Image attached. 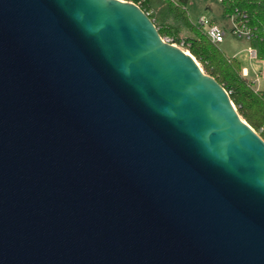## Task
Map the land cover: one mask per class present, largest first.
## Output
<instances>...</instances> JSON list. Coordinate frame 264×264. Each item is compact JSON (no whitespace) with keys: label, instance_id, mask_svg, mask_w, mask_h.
Segmentation results:
<instances>
[{"label":"water","instance_id":"95a60500","mask_svg":"<svg viewBox=\"0 0 264 264\" xmlns=\"http://www.w3.org/2000/svg\"><path fill=\"white\" fill-rule=\"evenodd\" d=\"M0 264H264V139L126 0H0Z\"/></svg>","mask_w":264,"mask_h":264},{"label":"trees","instance_id":"16d2710c","mask_svg":"<svg viewBox=\"0 0 264 264\" xmlns=\"http://www.w3.org/2000/svg\"><path fill=\"white\" fill-rule=\"evenodd\" d=\"M138 4L153 20L162 38L182 42L205 73L214 77L227 91L240 116L264 139V87L255 90L252 82L242 75V63L227 56L218 44L212 43L198 24L188 15L191 0H126ZM222 15L241 21L249 30L247 39L264 69V0H222ZM152 11V12H151ZM172 19L175 23L168 22ZM182 26L191 35L182 38Z\"/></svg>","mask_w":264,"mask_h":264},{"label":"rangeland","instance_id":"374dc122","mask_svg":"<svg viewBox=\"0 0 264 264\" xmlns=\"http://www.w3.org/2000/svg\"><path fill=\"white\" fill-rule=\"evenodd\" d=\"M174 2L173 0H171ZM192 2L188 4V15L193 24H197L199 17L201 15H207V4L211 5L212 8H221V3L218 0H191ZM218 10V9H217ZM220 11V10H219ZM216 14V12H213ZM223 19V17H222ZM168 22L175 23L172 19H168ZM225 26H222L225 29H229V25H231L230 21H227ZM179 29V35L182 38H186L187 36L191 35V31L188 28L182 26ZM249 42L245 38H241L238 36L233 35L230 31H228L227 35H225V40L223 43H220V46L225 49V51L231 55L233 53L236 54V58L242 63L243 66L249 68L248 75H242L247 78L250 82H252L253 88L255 90H262L264 87V72L262 64L257 62L256 58L251 56V52L247 49ZM258 63V64H257ZM204 71V70H203ZM253 71H257L258 74L256 75ZM243 119V118H242Z\"/></svg>","mask_w":264,"mask_h":264},{"label":"built area","instance_id":"2783aa9c","mask_svg":"<svg viewBox=\"0 0 264 264\" xmlns=\"http://www.w3.org/2000/svg\"><path fill=\"white\" fill-rule=\"evenodd\" d=\"M218 1L221 2L222 0H218ZM229 20L231 23L230 32L233 35L241 37V38H245V39L249 38V30L242 24L241 21H235V19L233 17L229 18ZM197 24L202 28V30L205 32V34L207 35V37L210 39V41L212 43L219 45L220 43L224 42L226 32L221 25L214 22L212 19H210L206 15H201L199 17ZM164 40L166 42H169L171 44H175V45L179 46L184 51H186L188 54H190V52H189L188 48L186 47V45L184 44V42H182L180 45H178V44L174 43L171 38H164ZM249 50L251 52L252 57L256 58L255 50H253V49H249ZM198 65H199V63H198ZM263 72H264V69H263ZM243 74H245V72H243ZM245 75H247V74H245Z\"/></svg>","mask_w":264,"mask_h":264},{"label":"crops","instance_id":"0c3cea01","mask_svg":"<svg viewBox=\"0 0 264 264\" xmlns=\"http://www.w3.org/2000/svg\"><path fill=\"white\" fill-rule=\"evenodd\" d=\"M218 9V10H217ZM220 10V11H219ZM152 12V11H151ZM213 12H216V14H214ZM207 17H209L210 19H212L214 22L218 23L219 25L221 26H225L224 24H226L227 21H230L229 18H225L223 15H222V10L221 8H212L211 5L207 4ZM204 15V14H203ZM223 17V19H222ZM225 30V29H224ZM231 30V25H229V29H226V35L228 33V31ZM225 40V39H224ZM223 43V42H222ZM220 47V49L226 53L227 56H230V57H236V54L237 53H233L231 55H229L224 48H222V46H220V44L218 45ZM247 49H252L250 47V45L248 44L247 46ZM250 51V50H249ZM252 57V55L250 56V58ZM252 59V58H251ZM257 59V58H256ZM257 62H258V59H257ZM259 62L262 64V67H263V62L259 60ZM258 64V63H257ZM243 66V65H242ZM243 72H245V74H249V68L248 67H245L243 66V69H242ZM256 75L258 74L257 71H253ZM245 74H243L245 76Z\"/></svg>","mask_w":264,"mask_h":264}]
</instances>
